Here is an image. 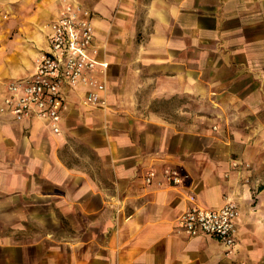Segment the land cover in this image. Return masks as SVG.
I'll use <instances>...</instances> for the list:
<instances>
[{
	"label": "crops",
	"instance_id": "obj_1",
	"mask_svg": "<svg viewBox=\"0 0 264 264\" xmlns=\"http://www.w3.org/2000/svg\"><path fill=\"white\" fill-rule=\"evenodd\" d=\"M74 1L109 107L64 88L58 134L0 111V264H264V0ZM60 8L0 0V105ZM191 197L237 205L232 250L178 226Z\"/></svg>",
	"mask_w": 264,
	"mask_h": 264
},
{
	"label": "built area",
	"instance_id": "obj_2",
	"mask_svg": "<svg viewBox=\"0 0 264 264\" xmlns=\"http://www.w3.org/2000/svg\"><path fill=\"white\" fill-rule=\"evenodd\" d=\"M61 8L51 22L49 49L42 53L34 71L26 78L10 81L0 111L9 110L16 120L45 119L53 133L60 132L64 88L82 87L83 104L105 110L109 107L105 62L95 58L94 25L89 9L74 0H60ZM155 171L145 181L150 183ZM180 171L167 168L164 173L173 184L182 181ZM192 204L177 217L178 226L188 235L209 234L219 238L227 250L236 245L239 221L237 205L227 200L212 208Z\"/></svg>",
	"mask_w": 264,
	"mask_h": 264
}]
</instances>
